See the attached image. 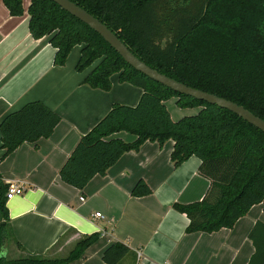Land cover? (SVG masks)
<instances>
[{
    "label": "trees",
    "instance_id": "trees-1",
    "mask_svg": "<svg viewBox=\"0 0 264 264\" xmlns=\"http://www.w3.org/2000/svg\"><path fill=\"white\" fill-rule=\"evenodd\" d=\"M10 15L23 13L22 0H0ZM105 24L140 60L177 81L242 105L264 120V0H70ZM28 28L33 38L49 36L54 64L63 65L72 47L80 46L76 70L90 68L82 83L108 90L110 76L142 90L135 105L112 103L108 112L83 134L61 168L62 181L83 188L103 175L127 151L145 141L162 146L172 140L171 161L178 166L190 156L200 159L199 172L210 180L205 196L173 203L188 218L186 232L231 228L264 200V133L237 114L178 93L135 70L93 29L51 0H30ZM197 113L173 120L165 101ZM60 115L41 101H30L0 121L5 157L24 142L49 137ZM126 131L124 141L113 136ZM7 184L0 179V264H67L78 259L100 236H83L62 259L26 257L8 260L5 205ZM151 193L139 180L135 197ZM254 251L248 264H264V223L248 233ZM129 247L109 245L103 264H117Z\"/></svg>",
    "mask_w": 264,
    "mask_h": 264
},
{
    "label": "crops",
    "instance_id": "crops-1",
    "mask_svg": "<svg viewBox=\"0 0 264 264\" xmlns=\"http://www.w3.org/2000/svg\"><path fill=\"white\" fill-rule=\"evenodd\" d=\"M29 1L19 16L10 15L0 1V121L30 101H41L60 115V121L49 137L24 142L5 157L0 139L1 181L24 183L22 194L5 201L9 236L4 256L62 259L83 236L98 232L99 238L82 256L67 264H103V251L114 242L129 247L117 264H248L254 251L248 233L257 220L264 223V200L231 228L186 232L188 218L173 203L201 200L210 180L200 174L196 156L173 166L170 139L162 146L145 141L138 150L124 152L83 188L60 179L59 169L80 137L112 103L135 105L142 90L116 79L109 92L92 88L82 83L90 68L77 71L74 57L55 65L49 36L35 39L30 34ZM113 136L135 138L126 131ZM139 180L149 186L150 194L131 195ZM137 252L142 254L139 259Z\"/></svg>",
    "mask_w": 264,
    "mask_h": 264
},
{
    "label": "water",
    "instance_id": "water-1",
    "mask_svg": "<svg viewBox=\"0 0 264 264\" xmlns=\"http://www.w3.org/2000/svg\"><path fill=\"white\" fill-rule=\"evenodd\" d=\"M57 3L62 9L69 12L74 17L88 25L91 29L97 32L124 60L127 64L135 70L146 75L150 79L178 92L198 100H203L209 104L217 105L221 108L227 109L246 122L250 123L257 129L264 133V120L254 115L242 105H238L230 100L216 96L209 92L188 86L180 81L160 73L156 69L148 66L145 62L136 57L128 47L99 19L87 12L82 7L78 6L70 0H51Z\"/></svg>",
    "mask_w": 264,
    "mask_h": 264
},
{
    "label": "rangeland",
    "instance_id": "rangeland-1",
    "mask_svg": "<svg viewBox=\"0 0 264 264\" xmlns=\"http://www.w3.org/2000/svg\"><path fill=\"white\" fill-rule=\"evenodd\" d=\"M25 2H26V0H22L23 8L25 7ZM79 53H80V46L79 45H76V46L72 47V49L70 50V52H69V54H68V56L66 58V61L70 57H71V59H72V57H74V59L76 58V61H77L78 58H79ZM85 70L86 69H84L83 71H80V72H84ZM113 79H116V81L118 83H123V82H119L118 81L117 73H113L110 76L111 85H110V88L107 90L108 92L111 91L113 89V87H114ZM165 105H166V108L169 111L170 116H171V118L173 120H178L179 118H181L183 116H188V115L195 114L199 110V107H181V106L177 105L176 98L173 97V96H171V97L166 99Z\"/></svg>",
    "mask_w": 264,
    "mask_h": 264
},
{
    "label": "built area",
    "instance_id": "built-area-1",
    "mask_svg": "<svg viewBox=\"0 0 264 264\" xmlns=\"http://www.w3.org/2000/svg\"><path fill=\"white\" fill-rule=\"evenodd\" d=\"M7 184V190H6V199H10L15 195H20L22 194V192L24 191V183L23 181H9ZM80 199L82 200L83 197H80ZM96 216H101V214L99 212L95 213ZM142 254L140 252H137V258H141Z\"/></svg>",
    "mask_w": 264,
    "mask_h": 264
}]
</instances>
